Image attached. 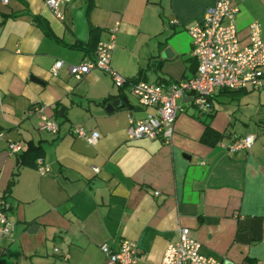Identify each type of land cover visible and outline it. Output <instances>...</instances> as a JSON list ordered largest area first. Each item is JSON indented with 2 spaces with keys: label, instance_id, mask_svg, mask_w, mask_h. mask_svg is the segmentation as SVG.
Segmentation results:
<instances>
[{
  "label": "crops",
  "instance_id": "0c3cea01",
  "mask_svg": "<svg viewBox=\"0 0 264 264\" xmlns=\"http://www.w3.org/2000/svg\"><path fill=\"white\" fill-rule=\"evenodd\" d=\"M44 1L0 0V210L14 223L0 235V264H104L100 245L116 249L123 239L136 244L135 264H160L179 227L220 264H264V90L218 89L208 113L178 99L168 143L128 138L129 116L153 109L107 72L93 68L76 79L67 70L92 60L116 25L110 66L121 77L190 78L197 62L187 28L215 0H71L62 19ZM229 2L240 38L254 19L264 38V0ZM123 96L128 104L105 109ZM41 115L58 123L56 133L41 128ZM205 123L222 134L214 145L201 140ZM79 127L97 131L96 142L78 137ZM247 134L249 150L228 151ZM10 141L22 150L10 153ZM30 144L48 172L18 159Z\"/></svg>",
  "mask_w": 264,
  "mask_h": 264
},
{
  "label": "built area",
  "instance_id": "2783aa9c",
  "mask_svg": "<svg viewBox=\"0 0 264 264\" xmlns=\"http://www.w3.org/2000/svg\"><path fill=\"white\" fill-rule=\"evenodd\" d=\"M1 1L6 3L8 0ZM70 1L44 2L55 17L62 19L61 6ZM237 11L238 8L231 5L229 0H215L206 7L202 17L187 28L191 53L197 62L195 74L190 78L161 83L121 77L110 66L116 25L110 29L107 40L96 43L92 60L68 65L67 70L76 79L93 68L107 72L117 87L128 88L141 107L153 109L141 119L135 120L129 116L128 138H159L170 143L173 123L180 109L177 100L183 95L190 96L200 113H208V99L218 89L264 90V38L260 34V23L255 19L250 21L245 39L240 38L236 25ZM61 64L62 61H56L51 73L55 74ZM40 119L42 129L50 133L57 132L58 123L54 119L44 115ZM75 133L90 144L95 143L98 138L97 131L87 133L80 127ZM253 140L252 134L238 137L227 149L230 152L247 151ZM7 150L19 153L22 145L19 141H10ZM35 169L39 174L49 171L40 157L35 160ZM93 169L98 170L97 167ZM154 194L158 192L155 191ZM13 229L14 223L0 210V235H8ZM177 235V240L164 249L160 264H220L217 258L201 251L200 243L192 236L188 227H179ZM100 249L105 255L104 264H135L138 259L136 244L128 239H123L116 249H111L107 243L101 244Z\"/></svg>",
  "mask_w": 264,
  "mask_h": 264
},
{
  "label": "trees",
  "instance_id": "16d2710c",
  "mask_svg": "<svg viewBox=\"0 0 264 264\" xmlns=\"http://www.w3.org/2000/svg\"><path fill=\"white\" fill-rule=\"evenodd\" d=\"M33 21L35 22L36 25H38L43 30V32L47 36L52 35L51 29H50L48 23L46 22V20L44 18H41V17L35 15V16H33ZM93 30H94V28H91V31H93ZM139 79H140L139 76H137V77L132 78L131 80L137 81ZM221 137H222L221 133L213 130L208 123H205V128H204L202 136H201V140L203 142L210 144V145H214L217 141H219L221 139ZM30 146H27V148L21 152V154L18 156V159L20 161H22L24 159V157L28 156L27 157L28 159H26L24 161L25 164L34 167L35 166V160L40 155V153L38 152V150H36V149H38V147L36 145L30 144ZM13 183H14V177L9 182L8 189H7L8 191L10 190ZM5 194L6 193H3L2 196H5Z\"/></svg>",
  "mask_w": 264,
  "mask_h": 264
},
{
  "label": "water",
  "instance_id": "95a60500",
  "mask_svg": "<svg viewBox=\"0 0 264 264\" xmlns=\"http://www.w3.org/2000/svg\"><path fill=\"white\" fill-rule=\"evenodd\" d=\"M153 62H154V61H153ZM159 64H160V62H158V65H159ZM185 98H189V100H191L190 97H187L186 95H183L182 98H181V100L184 101ZM119 104H120V105H121V104H128V99H127V97H126V96H123V97H121V99L113 100V101H111L110 103H107L105 109H106V110H111V109H113L114 105H119ZM36 226H37L36 224H31V225L29 226L28 230L31 231V230L35 229Z\"/></svg>",
  "mask_w": 264,
  "mask_h": 264
}]
</instances>
